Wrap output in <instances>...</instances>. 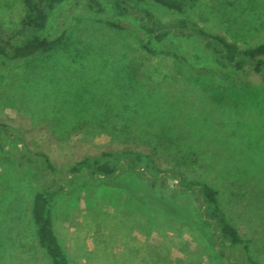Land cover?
Here are the masks:
<instances>
[{
  "label": "rangeland",
  "instance_id": "obj_1",
  "mask_svg": "<svg viewBox=\"0 0 264 264\" xmlns=\"http://www.w3.org/2000/svg\"><path fill=\"white\" fill-rule=\"evenodd\" d=\"M151 12L162 25L186 19L240 48L264 42V0H194L182 14ZM20 16V0H0L2 32L11 35ZM106 19L117 18L95 17L81 3L64 2L43 31L50 38L64 33L60 47L29 60L4 63L0 58V123L21 137L25 149L49 158L56 173L45 174V180L64 185L50 214L68 263L220 264L197 216L178 220L123 186L149 191L146 181L123 174L118 186L64 184L68 167L81 158L129 150L218 189L228 220L251 240L264 264L260 78L250 74L243 82L233 81L214 65L200 39H170L187 64L208 70L196 76L179 58L146 54L138 20L123 18L131 30L116 31ZM134 85L143 100L153 102L154 119L128 106ZM159 135L176 143L178 153L158 149ZM32 174L29 165L18 164L14 150L0 149V264H51L37 245L30 216L32 187L42 183ZM177 203L193 208L190 199Z\"/></svg>",
  "mask_w": 264,
  "mask_h": 264
},
{
  "label": "trees",
  "instance_id": "obj_2",
  "mask_svg": "<svg viewBox=\"0 0 264 264\" xmlns=\"http://www.w3.org/2000/svg\"><path fill=\"white\" fill-rule=\"evenodd\" d=\"M81 3L95 17L107 13L117 19L104 20L107 27L116 31H130L121 19L131 17L138 20L144 33L142 49L150 56H171L179 58L189 66L196 76H204L208 70L203 67H191L185 58L177 52L172 38H198L213 58L214 65L231 75L233 81L243 82L250 74L257 75L264 89V42L240 48L224 37L208 33L195 23L178 19L169 25L160 24L151 9L182 14L187 2L194 0H20L21 16L17 28L11 35L0 29V58L4 63L29 60L47 55L61 46L64 33L55 37L43 34L53 10L64 2ZM108 6V9L106 8ZM23 38L14 42V38ZM132 86L128 101L132 111L145 118L152 116L153 102L143 100L139 90ZM137 92V93H135ZM125 92L124 95H126ZM131 103V104H130ZM128 106L124 107L128 110ZM152 122V121H151ZM156 137L157 148L178 153V145L168 137ZM7 147L14 150L18 164H27L33 171L32 178L39 180L41 186L32 187L30 216L35 227L38 247L43 250L51 264H69L60 246L51 223V207L56 195L65 193L64 185L54 180L47 181L45 174L55 175L56 170L49 158L43 153H33L24 148L21 137L7 125L0 123V149ZM154 150V149H153ZM126 174L144 180L149 191H140L138 186L124 183L137 200L146 198V203L154 205L178 220H188L194 214L202 229H208L205 240L212 251V257L220 264H261L255 257L251 240L242 237L236 227L228 220L227 213L221 206L219 190L204 181L188 179L174 169H162L148 154L138 151L100 152L95 156H85L72 163L66 172L64 184L89 183L118 186L120 176ZM158 189L159 195L152 193ZM170 191L168 195L162 194ZM190 199L193 208L177 203V200ZM195 211V213H194Z\"/></svg>",
  "mask_w": 264,
  "mask_h": 264
}]
</instances>
